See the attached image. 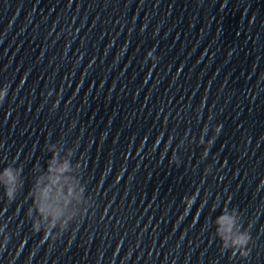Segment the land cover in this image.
I'll return each instance as SVG.
<instances>
[{"label": "clouds", "instance_id": "9594fccd", "mask_svg": "<svg viewBox=\"0 0 264 264\" xmlns=\"http://www.w3.org/2000/svg\"><path fill=\"white\" fill-rule=\"evenodd\" d=\"M147 55H150L147 54ZM0 181H3L5 188L7 190V195L11 196L12 195V186L15 183V176L12 173V171L10 169H5L4 173L2 176H0ZM218 223L220 224L222 233L225 237H227L228 235H230L231 233V229H232V225H233V221L230 217L228 216H222L219 218ZM246 242L245 237L241 236L239 237L235 243L243 245Z\"/></svg>", "mask_w": 264, "mask_h": 264}]
</instances>
